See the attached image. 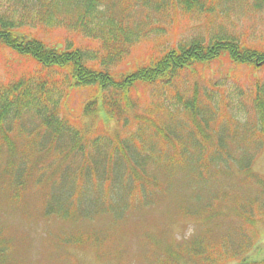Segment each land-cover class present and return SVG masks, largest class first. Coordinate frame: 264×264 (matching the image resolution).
Masks as SVG:
<instances>
[{
    "label": "trees",
    "instance_id": "1",
    "mask_svg": "<svg viewBox=\"0 0 264 264\" xmlns=\"http://www.w3.org/2000/svg\"><path fill=\"white\" fill-rule=\"evenodd\" d=\"M36 1L34 5L40 9L28 8L22 16H18L16 5H12V13L0 14V54L9 51L19 61L9 65L18 76L12 82L0 83V117L12 119V124L20 128H24L21 120L26 119L32 141L26 146H32L33 137L45 139V149L39 150L47 154L61 151L57 154L64 163L63 175L74 170L70 195L54 187L47 192L42 185L44 219L62 225L59 232L47 237L67 236L65 244L100 247L96 241L78 240L85 234H102L100 230L84 231L78 225L92 209L106 210L122 220L127 209L153 205L159 195L170 198L171 183L146 170L151 167L163 171L167 178L183 175L172 182L193 193L182 205L205 202L203 208L190 214L180 213L202 221L206 229L207 242L194 239L189 245L197 247L191 254L195 264H226L247 257L254 236L250 239L246 228L257 232V226L264 223V175L252 168L262 148L258 137H264V84L257 83L251 92L250 88H234L236 108H241L245 118L235 125L209 129L210 124L225 116L209 109L210 105L233 108L225 98L215 102L217 94L209 89L204 94L205 105L196 93L188 99L175 94L171 101L183 111L175 107L168 111L171 102L160 82L171 84L187 71L220 60L231 63L236 76L245 74L250 78L252 70L264 67V44L247 43L226 32V23L215 26L217 16L211 8L214 0H115L110 2L106 15L107 11L102 10L105 0ZM222 1L227 12L233 14L237 0ZM251 1L255 8L264 6V0ZM168 5L172 11L181 9L188 19L204 20L206 30L197 28L195 36L174 39L169 46L149 37L143 20L151 13H165ZM33 13L38 15L37 20L29 21L27 17ZM51 33L59 39L49 38ZM145 43L154 44L138 60L126 64L134 46ZM21 64L32 65L33 70L19 71ZM80 89L85 95L79 101L88 94L83 98L87 101L84 115L95 117L90 133L72 126L62 114L71 109L68 100ZM172 91L176 93V88ZM156 112L162 113L160 118L155 117ZM183 112L189 115L188 125L183 122ZM124 167L130 176L128 184L116 179ZM232 170L235 173L227 183L222 175ZM17 172L0 165V197L5 196L0 202L24 211L17 202L28 189L26 175L20 176L21 168L16 179ZM77 173L84 178L78 183ZM94 177L95 183L91 184ZM109 184L110 189L103 188ZM222 184L225 189L213 188ZM159 204L161 201L156 206ZM73 205L75 211L70 209ZM211 224L217 225L209 229ZM112 231H106L107 236ZM13 242L14 237L0 228V264H8L16 249ZM172 249L181 250L175 246ZM165 258L166 254L146 264H172ZM254 258L238 264H264V260Z\"/></svg>",
    "mask_w": 264,
    "mask_h": 264
},
{
    "label": "rangeland",
    "instance_id": "2",
    "mask_svg": "<svg viewBox=\"0 0 264 264\" xmlns=\"http://www.w3.org/2000/svg\"><path fill=\"white\" fill-rule=\"evenodd\" d=\"M105 1L104 9L102 7L100 8L105 12L107 11L105 13L106 15L109 12L110 2H114L115 0ZM241 1L249 5L247 0ZM36 2V0H12V3L9 4V0H0V14L5 12L12 13V5H16L19 11L18 16H22L28 8H31V10L34 8L40 9L38 5H34ZM211 8L215 11L214 14L218 19L222 18L220 13L227 11V7L222 0H214L211 3ZM170 10L172 9L168 5L165 11L168 12ZM176 11H181V9L176 7ZM259 12H261V15L256 16ZM233 14H236V12H233ZM37 16L36 13H33L27 19L29 21H36ZM185 16L186 13H177L176 16H171L170 19H164L158 17V14L151 13L143 22L147 26V29L153 28L149 32L152 35L149 36H154L162 42L168 40L172 42L177 37L186 38L197 34V30L199 29L192 30L184 26L186 24L196 25L199 22L195 19H188ZM230 18L231 20L228 22L230 24L233 22V34L247 43L264 44V10L257 11L255 17L251 16L249 11L243 10L237 17ZM251 29H254L255 33H251ZM49 38L59 39L55 33H51ZM75 44L77 45L78 42ZM153 44L145 43L139 46H137L138 44L135 45L125 63L127 64L133 62V60H138L143 52ZM12 62L14 65H17L16 63L19 61L12 58L9 51L0 54V83L12 82L18 76V73L9 67ZM24 69L30 72L33 70V67L32 65L24 66L21 64L19 71ZM233 69L234 66L225 60L217 61L208 67L199 66L194 71L185 72L176 82V86L182 93L185 91L190 93L192 89H196L199 93L203 94L205 90L209 89L206 85L212 83L216 86L214 90L216 94L225 96L229 103L233 104L236 100L229 95L230 88L233 85L226 83V78L230 76L228 72ZM241 70L243 69H238V71ZM251 76H255L256 79H264V71L260 70L256 72L252 70ZM238 79L240 84L244 86H253L255 82V80H247L244 74ZM232 81L233 79L230 76L229 82ZM160 84L162 83L160 82ZM80 90L79 92H77L78 90L75 91L71 95L68 100L71 109L64 110L62 114L72 123V126L75 125L79 130L90 133L91 127L96 124L95 117L86 116L82 112V105L85 101L83 98L88 94L82 97V101H79V98L85 95V91ZM215 109L219 111L221 116L227 112L225 106L215 105ZM161 114L156 112L154 115L160 118ZM228 114L230 115V111ZM182 115L184 124H190L188 113L183 112ZM243 118L244 115L240 113L238 114L237 120L234 121H228L224 117H220L217 123L209 125V129L230 126L235 122H241ZM21 123L24 128H20L18 125H14V123L12 124V119L10 118L3 120L0 117V165L2 167L8 166L11 170H18V172L23 168L20 176L26 175L25 182L28 188L24 192V202L21 197L20 203L17 202L19 206H22L24 211H20L19 209L14 210L12 209V204L7 205L4 202H0V228L3 230V233L14 237L12 245L16 248L15 252L11 254L8 264H146L148 261L156 259L162 253H166L165 259L168 263L194 264L195 259L191 254L192 250L197 247H189V245L194 239L207 242L206 229L202 221L196 218H184L181 214H190L195 210L201 209L205 202L200 200L198 203L191 205H182V203L189 201L193 193L187 191L185 187L173 186L172 182L179 177H183V175L180 174L178 178H175V176L167 178L163 171L151 167H147L146 170L156 177L162 175L171 183L169 188L170 198L159 195L155 197V203L153 205L138 210L133 208L127 209L123 211L122 220L118 217H112V214L106 210L97 211L96 209H92V212L82 222L78 223V225L84 231L100 230L102 234L95 236L85 234L78 238V240L82 243H87L91 240L96 241L101 245L100 247H95L94 245L93 247L91 245L78 247L65 244L68 242L67 236L48 238V234L59 232L62 225L53 220L44 219V202L41 200L40 195L42 185H45L47 192L52 191L54 187L56 190H62L65 193L67 191V194L70 195L73 191L75 175L71 171L63 175L64 163L61 162V158L56 154V151H54L55 154H47L39 150L40 148L46 147L45 139L33 137L34 143L32 146H26L27 143L32 142L30 140L31 131L27 127L26 119H22ZM10 130L11 132H9ZM258 140H260L262 148L256 154L252 168L254 172L263 176L264 137H258ZM35 145H38L39 148H35ZM234 173L235 170H232L229 173H224L222 176L228 183L229 176ZM78 176L77 183L81 182V179H84L80 174ZM20 179L22 178L20 177ZM116 179L127 181V184L129 183L130 176L125 167L116 176ZM25 182L23 181L24 185ZM31 183L33 184L32 189ZM90 183H95V177ZM110 187V184L103 186L104 189H110ZM225 187L226 185L222 184L214 186L213 188L225 189ZM248 188L249 186L246 185V189ZM204 190L209 191L210 189L205 188ZM56 194L64 196L60 192ZM155 194L158 195L157 191ZM124 198L127 199V197ZM160 201L162 204L156 206ZM73 207L70 209L75 211V206L73 205ZM132 210H135V212ZM103 211L107 213H103ZM60 219L63 220L62 218ZM236 223L237 221L234 220L233 225L235 226ZM216 225H209V229H214ZM75 230H77V227H75ZM104 230L113 231L107 236V232H103ZM246 232H248L250 239H253L254 236L252 250L248 253L247 257L244 255L242 259H231L226 264H238L241 260L253 256H255L253 260H264V252L259 254L264 251L260 249L262 247L264 248V223L257 226V232L250 227L246 228ZM256 233L257 241H255ZM174 246L180 247L181 250L175 251L172 249ZM158 264L161 263L158 262Z\"/></svg>",
    "mask_w": 264,
    "mask_h": 264
}]
</instances>
